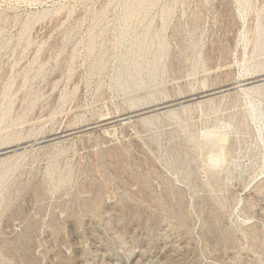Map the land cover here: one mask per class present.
<instances>
[{
  "label": "rangeland",
  "instance_id": "obj_1",
  "mask_svg": "<svg viewBox=\"0 0 264 264\" xmlns=\"http://www.w3.org/2000/svg\"><path fill=\"white\" fill-rule=\"evenodd\" d=\"M0 264H264V0H0Z\"/></svg>",
  "mask_w": 264,
  "mask_h": 264
},
{
  "label": "bare ground",
  "instance_id": "obj_2",
  "mask_svg": "<svg viewBox=\"0 0 264 264\" xmlns=\"http://www.w3.org/2000/svg\"><path fill=\"white\" fill-rule=\"evenodd\" d=\"M43 140V139H42ZM213 161H218L219 160V157H213L212 158ZM94 253V252H93Z\"/></svg>",
  "mask_w": 264,
  "mask_h": 264
}]
</instances>
